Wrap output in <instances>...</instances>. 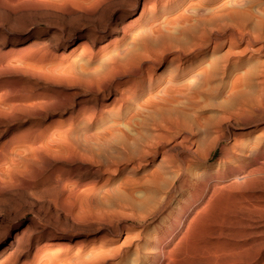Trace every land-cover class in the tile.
<instances>
[{
	"label": "rangeland",
	"instance_id": "rangeland-1",
	"mask_svg": "<svg viewBox=\"0 0 264 264\" xmlns=\"http://www.w3.org/2000/svg\"><path fill=\"white\" fill-rule=\"evenodd\" d=\"M263 96L264 0H0V264H264Z\"/></svg>",
	"mask_w": 264,
	"mask_h": 264
},
{
	"label": "bare ground",
	"instance_id": "bare-ground-1",
	"mask_svg": "<svg viewBox=\"0 0 264 264\" xmlns=\"http://www.w3.org/2000/svg\"><path fill=\"white\" fill-rule=\"evenodd\" d=\"M239 85V84H238ZM264 120V96L263 98L255 103L252 104H248V106L246 108H244V111L240 114L238 120H237V124L240 126V128H244L245 126L248 125H256L258 122L263 121ZM226 121V120H225ZM235 121V120H234ZM234 125V124H233ZM233 128V127H232ZM235 130V129H234ZM226 132V131H225ZM221 134V133H220ZM230 134V133H229ZM226 135V134H225ZM228 135V134H227ZM231 137V136H230ZM245 137V136H244ZM227 139V138H226ZM237 139V138H236ZM228 140V139H227ZM242 140V139H241ZM240 141V140H239ZM217 145V143H216ZM229 147V146H228ZM232 148V147H231ZM248 148V147H247ZM190 149V148H189ZM193 149V148H192ZM192 149L189 150V153L194 154ZM224 149V148H223ZM195 150V149H194ZM247 154V153H246ZM211 151L208 154V157L211 156ZM207 156V155H206ZM246 156V155H245ZM248 157L250 160L253 161H263L264 162V140H260L258 141L256 144L252 145V147L250 148V152L248 154ZM184 159V158H183ZM242 161V160H241ZM260 167V166H259ZM248 168V167H247ZM209 169V168H208ZM239 170V168L233 169L232 167L228 168V172L235 174L236 173V177H239L237 175V171ZM246 170V169H245ZM261 173V172H260ZM263 173V172H262ZM224 171L220 172L218 174H216L215 176H212V179H219V178H224ZM257 171L256 169H249V171L247 172V174L244 176V179H242L241 181L239 180H235L234 183L231 184H226L225 187H227L228 185H233L235 186L236 189L239 190V192L236 194H232L231 192L229 194H232L231 196H229V198L226 200V204L224 207V210H228L233 206H245L247 207V205H257V204H253V200L251 201V198H257V202L260 201L258 200L259 198H263L264 197V185L259 184L258 186H256V188L254 187L255 183L258 182L260 180L259 176H256ZM231 175V174H230ZM208 176V175H207ZM226 176V175H225ZM235 177V178H236ZM233 179V178H232ZM264 181V179H263ZM189 182V179L186 176V167L184 164V161L181 162L180 167H179V172L176 175V178L173 181V184L170 188L169 193L166 196V201H170L171 198L173 197V193L176 191H182V189L184 188V186H186ZM224 187V186H223ZM216 188V187H215ZM219 188V186H218ZM247 188H252L251 191H249L248 193L245 192L247 191ZM255 188V189H254ZM214 189V188H213ZM217 190V189H216ZM228 190L232 191V188H228ZM242 190V191H241ZM206 191V190H205ZM215 191V190H214ZM216 193V192H214ZM212 193V194H214ZM181 195V194H180ZM176 196V195H175ZM200 198V197H199ZM210 198V197H209ZM216 198V197H215ZM210 199H208L207 201H209ZM262 201V200H261ZM213 202V200L210 201ZM208 203V202H207ZM205 203L207 206L209 205V203L207 204ZM204 204V203H203ZM258 204L260 205H264V203L258 202ZM161 207V206H160ZM206 209V207H204ZM162 209V208H161ZM202 210V209H201ZM210 210V208H209ZM163 211V209H162ZM203 211V210H202ZM201 211V212H202ZM208 211V210H207ZM206 211V212H207ZM230 211V210H229ZM256 211V210H255ZM264 211V210H263ZM200 212V213H201ZM195 213V212H194ZM199 213V211H198ZM207 215V213H206ZM200 216V214H199ZM198 216V217H199ZM203 216V215H201ZM200 216V217H201ZM210 217V215H208ZM195 217V216H194ZM192 218V217H191ZM196 218H193V221ZM201 219V218H200ZM199 219H197L194 222H197ZM192 219L190 220V223ZM188 225V224H187ZM189 226L191 227V225L189 224ZM194 227V226H193ZM188 228V226H187ZM186 228V229H187ZM189 229V228H188ZM200 229V228H199ZM192 230V227H191ZM196 231V230H195ZM189 232V231H188ZM191 232V231H190ZM189 232V233H190ZM194 232V231H193ZM185 233V232H183ZM192 233V232H191ZM193 234V233H192ZM163 245V244H162ZM4 247V246H3Z\"/></svg>",
	"mask_w": 264,
	"mask_h": 264
}]
</instances>
